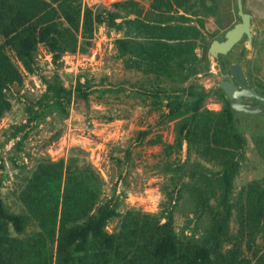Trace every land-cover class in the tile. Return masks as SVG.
Here are the masks:
<instances>
[{
	"label": "trees",
	"instance_id": "16d2710c",
	"mask_svg": "<svg viewBox=\"0 0 264 264\" xmlns=\"http://www.w3.org/2000/svg\"><path fill=\"white\" fill-rule=\"evenodd\" d=\"M213 6L215 0H151L148 6L123 0L97 11L83 0H0V120L11 110V89L23 85L24 72L39 69L41 47L62 66L64 55L85 49L105 26L121 35L114 43L123 67L149 79L133 85L142 104L177 121L166 151L187 144L188 156L201 165L192 177L197 185L185 184L180 195L188 190L203 225L201 233L177 232L171 194L158 214L122 213L116 198L101 199L96 175L44 159L18 196L23 214L9 212L0 196V264H264V178L235 198L246 145L238 113L228 101L220 112L207 110L210 93L193 83L200 65L209 66L197 50ZM44 83V94L28 106L31 122L50 111L67 118L75 99L98 93L106 100L112 92L79 79L67 86L58 74ZM25 127H15L14 135ZM114 220L118 225L109 230ZM33 225L39 231L26 235Z\"/></svg>",
	"mask_w": 264,
	"mask_h": 264
},
{
	"label": "rangeland",
	"instance_id": "374dc122",
	"mask_svg": "<svg viewBox=\"0 0 264 264\" xmlns=\"http://www.w3.org/2000/svg\"><path fill=\"white\" fill-rule=\"evenodd\" d=\"M119 1L123 0H83L84 6L97 11L112 10V4ZM137 1L145 6L151 2ZM236 1L215 0L212 11L203 18L205 41L197 50L199 57L207 54L213 40L222 37L230 25L239 21ZM120 36L105 26L99 27L90 45L63 56L62 66L54 64L52 55L44 47L39 49L36 58L39 69L33 75L24 72L23 85L9 92L11 110L0 120V196L9 212L23 214L25 210L18 196L38 163L44 159L64 160L67 166L85 176L96 175L102 181L101 199L116 198L122 213L158 214L171 194L177 206V232L192 234L197 228L201 233L203 225L195 214L190 193L186 190L183 197L180 195L185 184L189 188L197 185L192 177L201 171V165L195 155L188 156L187 144L181 150L172 147L170 153L166 151V147L174 144L177 121H167L161 112H153L133 92L137 90L133 85L147 83L149 79L126 70L117 59L114 42ZM252 36L251 45L247 40L242 41L227 61L228 67L234 62L241 63L250 84L260 87L264 84V23L256 24ZM204 66L200 65V74L193 83L210 93L205 108L220 112L227 98L218 89L216 63ZM55 74L67 86L75 85L79 79L91 81L94 89L112 92L106 93V100L98 93L92 94L89 101L75 99L67 118L50 111L39 121L31 122L28 106L44 94V79ZM117 94L119 97H115ZM238 120L246 145L245 160L234 184L236 199L249 183L264 178V115H239ZM23 125L24 130L14 135L15 127ZM143 132H149L145 139ZM158 140L161 142L153 143ZM117 225L118 220H114L109 230ZM38 231L33 225L26 235Z\"/></svg>",
	"mask_w": 264,
	"mask_h": 264
},
{
	"label": "water",
	"instance_id": "95a60500",
	"mask_svg": "<svg viewBox=\"0 0 264 264\" xmlns=\"http://www.w3.org/2000/svg\"><path fill=\"white\" fill-rule=\"evenodd\" d=\"M238 10L240 21L225 33V38L222 41L213 40L209 44L210 46L207 51L209 62L216 63V59L220 55L230 53L244 38H247L248 44L251 45L253 41L252 22L255 19L264 20V0H246L245 5L243 0H238ZM233 74L237 75L238 83L244 85L243 89H240L231 79L225 80L224 78L229 77L228 75H222L219 82V88L230 101L229 106L235 112L247 115H261L264 113L262 105L258 106V108H253L252 106H246L243 102L244 98H249L264 103V96L255 89L246 86L240 64L233 66ZM237 121L239 123V120ZM100 172L104 177L106 176L102 169H100Z\"/></svg>",
	"mask_w": 264,
	"mask_h": 264
},
{
	"label": "flooded vegetation",
	"instance_id": "af4514ba",
	"mask_svg": "<svg viewBox=\"0 0 264 264\" xmlns=\"http://www.w3.org/2000/svg\"><path fill=\"white\" fill-rule=\"evenodd\" d=\"M243 3H244V5H245V3H246V0H243ZM236 7H237V17L239 18V21H240V17L238 16V0L236 1ZM239 21H237L236 23H238ZM235 23V24H236ZM257 23H264V20H254L253 22H252V34L254 33V28H255V26H256V24ZM235 24H232V25H230V27H229V29H231ZM229 29H227L226 30V32L229 30ZM225 32V33H226ZM225 33H224V35L222 36V37H219L218 39H215V40H219V41H222L224 38H225ZM245 40H247L248 41V39L247 38H244L242 41H245ZM241 41V42H242ZM240 42V43H241ZM239 44V43H238ZM238 44H237V46H238ZM236 46V47H237ZM235 47V48H236ZM234 48V49H235ZM234 49L230 52V53H228L227 55H220L219 57H218V59H216V68H217V70H218V77H219V82H220V80H221V77H222V75H228L229 77H225L224 79L225 80H232L240 89H243V87H244V85L243 84H239L238 83V80H237V75H234L233 74V66L235 65V64H240L241 66H242V72H243V76H244V80H245V82H246V86L248 87V88H252V89H255L256 91H258L262 96H264V86H260V87H258L257 85H251L250 84V82L248 81V77L246 76V72H245V68H244V66L241 64V63H238V62H234V63H231V66L230 67H228V61H227V58L230 56V54L234 51ZM218 89L219 90H221L220 88H219V83H218ZM222 91V90H221ZM222 93L224 94V92L222 91ZM225 95V94H224ZM225 97H226V95H225ZM227 98V97H226ZM227 101L229 102V104H230V101L228 100V98H227ZM244 104L246 105V106H252L253 108H258V106H260V105H262L263 107H264V103H262V102H258V101H256V100H253V99H249V98H244ZM236 113H238V112H236ZM239 115H246V116H251V117H255V116H262V115H264V113H262L261 115H247V114H245V113H238V116Z\"/></svg>",
	"mask_w": 264,
	"mask_h": 264
}]
</instances>
